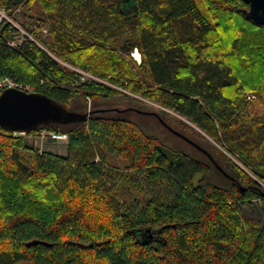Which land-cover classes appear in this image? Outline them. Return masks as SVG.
<instances>
[{"label":"trees","instance_id":"1","mask_svg":"<svg viewBox=\"0 0 264 264\" xmlns=\"http://www.w3.org/2000/svg\"><path fill=\"white\" fill-rule=\"evenodd\" d=\"M244 9L0 0V80L87 114L0 126V264H264V25ZM42 130L66 155L28 143Z\"/></svg>","mask_w":264,"mask_h":264},{"label":"water","instance_id":"2","mask_svg":"<svg viewBox=\"0 0 264 264\" xmlns=\"http://www.w3.org/2000/svg\"><path fill=\"white\" fill-rule=\"evenodd\" d=\"M243 1L248 4V9L243 10L246 16L264 25V0ZM86 115L68 111L55 99L38 92H27L16 87L4 88L0 92V126L19 134L37 130L42 124L76 121L85 118ZM172 131L179 134L173 129ZM183 138L198 150L208 154L191 139L185 136ZM216 166L222 171L218 164Z\"/></svg>","mask_w":264,"mask_h":264},{"label":"rangeland","instance_id":"3","mask_svg":"<svg viewBox=\"0 0 264 264\" xmlns=\"http://www.w3.org/2000/svg\"><path fill=\"white\" fill-rule=\"evenodd\" d=\"M21 39H22V36L21 35H18L16 37V40L17 41L18 40H21ZM136 51H137V53H139L137 49H136ZM134 52H135V49H134V51L132 53H134ZM132 53H131V55H132ZM250 96H251V98H254V95H251L250 94ZM143 101L145 103L144 106L148 110L155 111V110H158L159 109V106L158 105H156L154 103H150V102L145 101V100H143ZM117 105L120 106V107H125L127 104L125 102H120V103L118 102ZM171 123L174 125L175 128H179V124L176 121H173L172 120ZM155 131L160 136H161V134H163L162 133L163 131L161 132V130H158L156 128H155ZM40 132L38 134H32V135L26 136V140L28 141V143L30 145L31 144L35 145L38 148L39 151H50V152H53V153H56V154L66 155V151H67V142L66 141H64V140L53 141V140H50L48 138L41 137L42 134ZM170 141L171 142H175L172 139H170ZM210 141L214 144V142L211 139H210ZM186 149L189 150V151L191 150L189 148V146L188 147L186 146ZM22 264H24V263H22Z\"/></svg>","mask_w":264,"mask_h":264},{"label":"built area","instance_id":"4","mask_svg":"<svg viewBox=\"0 0 264 264\" xmlns=\"http://www.w3.org/2000/svg\"><path fill=\"white\" fill-rule=\"evenodd\" d=\"M134 54H137L139 56L136 49H135V52L132 53V55H133L134 59L137 60V62H140V57L138 59H136ZM8 87L20 88V86L10 78L1 79L0 80V88H8ZM248 98H251V96L249 95ZM40 133L42 134V135L40 134L41 137H45V138H48V139L53 140V141L64 140L67 142V135L65 133H59V132L53 131V130H42Z\"/></svg>","mask_w":264,"mask_h":264},{"label":"bare ground","instance_id":"5","mask_svg":"<svg viewBox=\"0 0 264 264\" xmlns=\"http://www.w3.org/2000/svg\"><path fill=\"white\" fill-rule=\"evenodd\" d=\"M138 54H139V53H138ZM134 56H135L136 59H138L139 56H140V54H139V56H138L137 54H134Z\"/></svg>","mask_w":264,"mask_h":264}]
</instances>
